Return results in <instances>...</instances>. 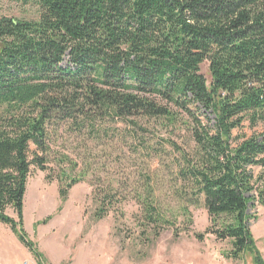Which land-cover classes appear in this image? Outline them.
Returning <instances> with one entry per match:
<instances>
[{
  "label": "trees",
  "instance_id": "16d2710c",
  "mask_svg": "<svg viewBox=\"0 0 264 264\" xmlns=\"http://www.w3.org/2000/svg\"><path fill=\"white\" fill-rule=\"evenodd\" d=\"M17 1L34 4L39 18L0 19V225L46 264L25 232L32 167L45 172L67 135L119 142L137 156H169L179 207H162V181L141 170L130 190L95 185L96 221L131 200L144 236L158 240L174 229L179 237L177 217L191 223L190 208L201 205L211 225L199 240L230 241L228 259L250 255L264 264L249 213L264 207V134L239 144L233 136L245 124L264 125V0ZM149 122L160 130L156 146L144 136ZM180 133L189 137L188 150L171 140ZM58 157L64 204L85 178L74 176L70 156Z\"/></svg>",
  "mask_w": 264,
  "mask_h": 264
},
{
  "label": "rangeland",
  "instance_id": "374dc122",
  "mask_svg": "<svg viewBox=\"0 0 264 264\" xmlns=\"http://www.w3.org/2000/svg\"><path fill=\"white\" fill-rule=\"evenodd\" d=\"M1 18L36 21L39 13L34 4L0 0ZM201 73L209 82L211 77L207 64L202 66ZM118 127L125 132L122 124ZM147 127L144 136L156 146V134L160 130L155 129V123L151 122ZM262 134L264 125L251 129L249 124H245L233 136L235 144H239L241 141L237 140L242 136L250 138ZM162 136L169 139L165 133ZM188 138L186 133H180L171 140L188 150L191 146ZM187 141L188 147L185 145ZM31 150L35 151V148L31 147ZM168 152L170 154L169 149ZM59 154L68 155L77 163L75 177L85 178L70 191L64 204L59 196ZM47 162L45 172L32 167L24 202L25 232L28 240L45 257L46 264H254L250 255L240 261L228 259L232 249L230 241H219L211 235H205L203 241L197 238L211 225L208 213L201 205L190 208L191 223L181 215L177 217V227L182 231L179 237H175L174 229H169L158 240H154L153 235H143L139 206L131 200L115 207L104 220H95L93 215L97 205L92 197L95 185L112 183L113 186L119 185L121 191L128 184L130 190L141 178V170L155 182L162 181L163 185L156 194L162 207L166 206L175 213L179 207L178 196H173V182L169 181L174 162L167 154L152 158L144 154L137 156L119 142L113 145L67 135L53 147ZM262 172L254 169L256 175ZM249 213L255 217L251 222V232L264 261V207L252 206ZM8 215L17 219L13 210H9ZM0 264H37L28 249L4 225H0Z\"/></svg>",
  "mask_w": 264,
  "mask_h": 264
}]
</instances>
